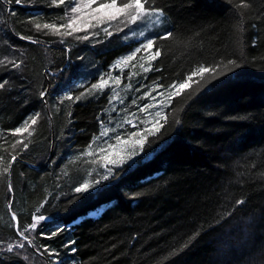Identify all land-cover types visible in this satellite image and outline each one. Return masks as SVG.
Returning a JSON list of instances; mask_svg holds the SVG:
<instances>
[{
  "label": "trees",
  "instance_id": "obj_1",
  "mask_svg": "<svg viewBox=\"0 0 264 264\" xmlns=\"http://www.w3.org/2000/svg\"><path fill=\"white\" fill-rule=\"evenodd\" d=\"M245 3L155 0L164 25L146 37L173 35L156 40L161 56L146 63L151 70L131 76L136 103L120 110L150 102L151 96L142 97L155 84L182 81L198 65H220V76L194 77L198 83L166 107L165 127L148 137L152 154L133 169L114 168L117 179L96 185L104 174L96 167L102 159L98 154L90 160L84 152L100 134L101 121L109 120L113 87L79 101L63 98L79 95L138 47L145 40L140 28L129 26L134 31L128 34L115 21L111 36L103 25L63 37L35 25L65 23V5L0 0V83L7 81L0 89V264H264V0ZM84 35L89 39H76ZM228 60L241 67L226 65ZM121 67L111 75L123 72L124 83L134 69ZM36 112L41 115L31 136L11 134ZM119 129L124 136L133 130ZM85 180L88 192L76 193ZM13 211L21 227L33 215L52 219L25 233V247L10 253L7 244L20 241ZM58 225L65 230L54 238L40 235ZM70 240L75 252L64 246ZM40 245L59 256L38 254Z\"/></svg>",
  "mask_w": 264,
  "mask_h": 264
},
{
  "label": "snow or ice",
  "instance_id": "obj_2",
  "mask_svg": "<svg viewBox=\"0 0 264 264\" xmlns=\"http://www.w3.org/2000/svg\"><path fill=\"white\" fill-rule=\"evenodd\" d=\"M11 2V0H9ZM17 4H21L23 0H15ZM155 0H72V3L65 4V0H52L53 5H65V12L64 15L60 17L62 20H66L65 23L57 25L56 23H44L42 26L40 24H36L35 27L39 30L41 27L43 29H52L54 30L52 34L54 35H60L63 37L72 36L75 33L84 31L87 32L89 28L95 29L97 27H101L103 25H107L102 28V30L108 35H113V32L110 31V27L112 22L119 21L120 24L124 25V27H128L131 24H137V27H140L141 25H144L146 27H150L152 25H159L162 22V19L165 15L162 8L154 7ZM241 4L244 6H247L245 3V0H241ZM95 5V6H94ZM12 14V13H10ZM61 28L65 29L64 32H61ZM120 31H123V28H120ZM129 31H134V29L129 28ZM95 34V33H94ZM140 36H144V32L141 31L139 33ZM171 32H165L163 35L156 37V38H146V40L142 41L138 47H136L131 53H129L125 57L119 58L117 61L114 62V65L112 68L118 67L120 64H127L128 62L135 59L138 53L143 52H150L149 60L154 61L158 57L161 56V50L156 47V40H166L172 37ZM21 39H27L31 43H38L39 41L33 40L31 37H20ZM76 39H83L87 40L89 39L88 35L84 36H77ZM64 41L61 40V43ZM155 48V51H151ZM226 65L231 66L234 69H238L241 67L240 63L235 60H228L226 62ZM12 66L14 68H19L20 64L12 61ZM220 65H213V66H207V65H198L194 70H192L189 74H187L186 78L182 81L176 82L174 81L172 84L168 85L166 88L164 85L161 84H155V86L150 89L148 92L144 93L142 98H146L151 96L152 101H156L157 104H159L161 107H171L172 106V100L175 97L181 96L186 89H189L192 87L193 83H198V81L194 80V77H200L201 79L204 78L205 73H211L213 77H219L220 73L217 71V68ZM112 68H110L109 73H105L102 75L98 81L95 84H92L90 87L85 88L83 92H81L79 95H73L70 93H66L63 99H67L70 101H79L82 97H84L86 94L91 93L93 90H98L101 94H103L104 88L106 85L109 84V80H113L117 87H119L121 81L125 79L123 72H120L116 76H112ZM141 68L143 71L147 72L151 70V65L149 67H144L141 65ZM156 71H159L160 69L157 67L155 69ZM133 73H128V79L131 78ZM7 81H4L0 83V89H3L5 87V84ZM125 87L131 88V84L126 85ZM158 89H164L163 91H158ZM139 91V89H136ZM157 91L156 96H152V92ZM47 93L45 91H42L40 93L41 99L43 100ZM158 97H164V100H159ZM117 98V94L115 92V89L112 90V92L108 95V101L109 104H111L115 99ZM122 102V101H121ZM133 104L136 103V100L134 99L132 101ZM153 107V104L151 101L148 104H145L143 106L139 107L140 112H146L150 110ZM152 115V120L150 121L147 117L141 118L140 123L144 124L145 127L142 131H137L135 133H126V135L130 138L131 136L139 137L134 143L128 146V149H125L126 156H121L118 153L116 154L117 158H113L112 154L109 152L110 149H113L118 144H125L127 141L124 139V135L117 134L114 137L115 143L110 142L113 138L107 136L108 128L104 121H101L102 128L100 131V134L98 136L93 137L92 143L88 145V148L85 150L84 155H93V144H96V148L99 150V152L104 153L103 159L105 161L104 168L105 172L100 177V179L95 181L96 185H99L102 181H110L115 180L120 176V172L114 171V168H124L125 165L127 166V169H133L136 166L139 165L141 160L146 159L149 155L152 154L151 150V144L154 141H149V136H156L158 133L161 132V130L165 127V124L168 123V115L167 113H163L161 111H156ZM40 113L36 112L31 114L30 116L26 117L25 120L22 122L20 126H17L15 129L11 130L12 135H17L21 133H27L28 136L32 135V132L35 131V129L32 127L38 123V120L40 118ZM133 116L136 114L133 113ZM99 120L100 118L97 117ZM163 121V123H161ZM123 123L132 124L131 119L125 118ZM173 123L179 124V120H174ZM151 124L149 127L148 125ZM118 127H122L121 125H118ZM133 127H137V125H133ZM29 129H32L29 131ZM115 131V129H113ZM102 137H106L104 140V143H98ZM16 144H22L23 148L26 149L28 147L27 143H24L23 140H17ZM148 145L147 149L145 145ZM138 146V147H137ZM15 147V145H13ZM17 155H11V161L8 164V167L4 169L5 172H8L11 167L12 163H14L17 160ZM139 156L140 160H137L136 157ZM0 161H2V158H0ZM11 191V188L9 189ZM89 190V183L84 182L80 186L75 188L76 193H84L88 192ZM244 201L240 200L237 201V204H243ZM41 208L44 207V204L42 203L40 205ZM9 208L12 209L11 201H9ZM37 212H39V208L37 209ZM12 221H16L15 229L16 234L20 237V241L18 243L16 242H10L7 244V251L13 252L14 249L20 248L23 249L25 247V241L27 240V237L25 233L29 231H36L38 228V225L43 227V224L41 222L46 223L47 221L51 220L52 218L49 216H45L43 214L39 215H33L32 220L33 222L29 225H24L23 227L20 226L19 220L13 211V214L11 216ZM12 227L13 225H9ZM65 229L61 226H57L56 229H54L50 234H44L43 232L40 233V235L45 236L47 239H52L55 236H57L60 232L64 231ZM3 242L0 241V244ZM75 244L74 240L68 241L64 246L71 248V246ZM29 246H31V242H29ZM187 245H185L186 247ZM39 249H42V252L39 251ZM38 254L43 255L44 253H47L48 256H59V253L55 252V250L51 249L49 245H40L39 246ZM73 252H75L74 248H71ZM27 260V257H24ZM51 264H63V261H60L58 259L52 260Z\"/></svg>",
  "mask_w": 264,
  "mask_h": 264
},
{
  "label": "rangeland",
  "instance_id": "obj_3",
  "mask_svg": "<svg viewBox=\"0 0 264 264\" xmlns=\"http://www.w3.org/2000/svg\"><path fill=\"white\" fill-rule=\"evenodd\" d=\"M71 2H72V0H71ZM135 25H137V24H134L133 26L131 24L129 26H131L133 28ZM163 25H164V17L162 19V22L159 25H152L150 27H146L144 25H141L139 28H140L141 31L144 32V36L143 37L146 40V38H148L146 36L150 33L151 30L152 31L153 30L155 31V30H158V29L161 30V27ZM129 26H128V28H129ZM141 31H139L138 33H140ZM127 33L128 34H130V33L132 34L131 31H128ZM149 55H150V52H143L142 51L141 54L138 57H135L134 60L128 62L123 67H121L123 64L118 65V66L121 67V71H125L127 69H134V70L131 71V73H133V76L135 77L138 74L137 70L139 72H141L143 70L141 68V65H143L144 67L147 68V64L146 63H150L151 62L149 60V58H148ZM131 67H133V68H131ZM122 81H121L119 87L116 86V84H115V82L113 80H109V84L106 85V86L113 87L111 89V92H112L113 89H115V92L117 94V98L112 102V106L114 108H112V111H111V113L109 115V120H107V122H106V125H107V128H108L107 136L113 138L112 141H111L112 143H115V140H114V137L115 136L114 135L120 134V132H121V131H119L120 130L119 128H122L123 129L125 127V129L126 128L133 129L130 133H135L137 131H142L144 129L145 125L142 124V123H140V119L141 118L147 117L151 121L152 120V115H150L149 113H151V114L154 115V113L156 111H161L162 114H163L165 112V109H166V107H161L159 104H157L156 101H152L151 100V97H150V101L153 104V107L150 110L146 111V112H140L139 111V107L140 106H143L145 104H148L149 102L144 103L142 105H139L138 104L133 109L130 107L131 109H129L128 111L127 110H124V109L123 110H120V108L118 107L119 105L120 106L122 105V107H124L123 105L125 104L126 105L125 107L127 109V107H128L127 105L132 104L133 95L135 96V94L133 92H131L132 87L131 88L125 87L126 85L130 84L129 83V79L127 78L124 83ZM163 90L164 89H158V91H163ZM156 95H157V91H155L154 96H156ZM121 97H123V98L124 97H126V98L128 97L129 98V101H127V103H125L121 99ZM158 99L162 101V100H164V97H158ZM133 113H135L136 115L133 116L132 115ZM125 118L131 119L132 124L123 123V121L125 120ZM121 124H122V127H118V125H121ZM133 125H137V127H133ZM138 125H141L142 127H138ZM148 126L150 127L151 124H149ZM101 127H102V125H101ZM113 129H115V131H113ZM102 138H103V140L100 143H104V140L106 139V137H102ZM124 139L127 141V143H125V144H118V145H116L115 148L109 150V152L112 154V156H113L114 159L117 158L116 157V154L117 153L119 155H121V156H126L125 149H128V146L131 145L132 143H134L137 139H139V137L137 138L135 136H131L129 138L126 135V136H124ZM92 150H93L94 154L93 155H86V156H89V157L91 156L92 158H89V159L90 160H94L93 157L95 155H98L99 154V157L102 159V162L99 165L97 164L96 167H97L98 171H101L102 170L103 172H105V168H104L105 161L102 158L103 155H104V153L99 152V150L96 148V144L93 145V149ZM88 181L89 180H85V182H88Z\"/></svg>",
  "mask_w": 264,
  "mask_h": 264
}]
</instances>
